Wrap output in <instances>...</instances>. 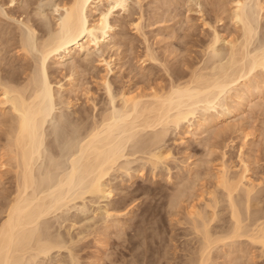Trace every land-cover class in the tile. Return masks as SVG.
Returning a JSON list of instances; mask_svg holds the SVG:
<instances>
[{
	"label": "bare ground",
	"instance_id": "obj_1",
	"mask_svg": "<svg viewBox=\"0 0 264 264\" xmlns=\"http://www.w3.org/2000/svg\"><path fill=\"white\" fill-rule=\"evenodd\" d=\"M228 1L227 17L236 31L224 37L216 28H211L204 67L194 69L182 80L179 76L178 82L173 83L167 92L153 91L149 95L129 91L119 93V107L111 83L103 78L111 109L108 107L99 120L93 116L91 125L79 115L73 136L68 137L71 148L65 155L63 148L60 154H55L59 149L53 152L48 126L54 121V132L60 129L63 135L71 126L68 114L61 112L56 116L55 111L58 103L67 109L73 105L63 93L70 91L65 86L76 88V79L68 76L67 85L60 84L56 89L51 82L49 62L54 65L69 62L75 66L76 57H89L91 53L105 49L114 50L117 26L112 22L113 16L117 13L128 16L131 1L62 0L54 4L55 10L52 8L53 13H57L53 18L55 27L52 30L48 27V37L42 40L32 25L22 24L24 29L19 33V46L26 60L32 56L33 70L29 73L25 68L29 74L23 71L24 79L20 75L0 81V126L8 125L3 153L7 159L2 160V167L9 165L16 176L14 196L7 203L3 211L5 217L0 222V264H35L37 258L47 257L54 249H62V243L55 239L57 236H53L56 241L52 240L45 231L48 227L42 228L41 225L46 224L42 221L72 202L84 200L87 195L102 198L111 195L107 177L116 168L127 170L125 161H121L129 156V148L132 156L146 154L148 162L156 167L168 161L169 154L166 155L164 148L160 149V144L170 127L180 129L187 124L192 132L205 133L218 118L229 117L238 107L248 105L249 98L264 94V36L255 45L264 20V0ZM141 2L136 0L139 6ZM134 25L139 31L140 23ZM110 64L106 62L108 68ZM75 69L72 68L73 72ZM261 75L263 80L259 78ZM227 97L230 103L223 101ZM218 108L224 109L218 118L213 115L198 117L201 112L213 113ZM58 140L61 141L60 135ZM59 142H55L56 148L61 145ZM230 165L223 161L218 168L216 184L221 195H212L211 201L202 208L197 204L188 208L189 225L199 244L196 252L192 251L194 254L188 264H213L214 251L220 249V245L224 249L230 245L228 242L232 244L241 239L258 246L264 256V190L261 191L264 188L258 189L259 185L250 177L246 163L239 171ZM179 197L175 198L178 202L185 198L181 196L179 200ZM223 206L227 207L229 218L225 225L217 226L218 221L220 224L224 220H220L217 211L220 207L225 208ZM208 209H212L211 215ZM105 214L111 218L113 213L106 210Z\"/></svg>",
	"mask_w": 264,
	"mask_h": 264
},
{
	"label": "rangeland",
	"instance_id": "obj_2",
	"mask_svg": "<svg viewBox=\"0 0 264 264\" xmlns=\"http://www.w3.org/2000/svg\"><path fill=\"white\" fill-rule=\"evenodd\" d=\"M61 1L0 0V81L20 75L24 79V73L33 70L32 56L26 60L19 46V33L24 29L22 24L32 25L40 40L47 38L49 28L55 27L53 18L57 13H53L52 8ZM130 1V14L117 13L112 19L117 26L114 50L105 49L103 53L93 52L89 57H76L75 66L69 62L62 65L49 62L51 82L56 89L60 84L67 85L69 77L76 79V88L65 86L70 91L63 93L73 104L72 108L67 109L58 101L55 111L56 116L61 112L70 116V129L63 135L60 129L54 132V121L48 126L51 148L54 153L59 149L55 154H60L62 148L64 154H61L69 152L72 143L68 137L73 136L80 116L91 125L94 118H101L108 107L111 109L103 78L111 83L118 107L120 101L117 97L124 91L148 95L153 91L167 92L173 83L178 82L179 76L182 80L194 69L204 67L211 28H216L224 37L236 31L227 17L228 0H141L140 6L136 0ZM135 23H140L139 31ZM261 26L255 45L263 40L264 20ZM105 61L111 63L110 68ZM73 67L77 72H73ZM259 78L263 80L262 75ZM223 101L231 102L229 97ZM248 101V105L238 107L224 119L218 118L224 111L222 108L213 113H199L198 117L213 115L218 118L205 133L192 132L187 124L180 129L170 127L160 144V149L164 148L166 155L169 154L168 161L159 163L157 168L148 162L146 154L132 156L129 148V156L121 161H125L127 170L116 168L107 177L111 195L103 198L87 195L84 200H76L42 221L46 223L41 225L42 228L48 227V230L44 228L45 231L52 240L58 239L63 248L52 250L47 257L37 258L35 264H145L146 261V264H188L199 246L191 231L188 208L191 204L202 208L211 201L212 195H221L216 181L223 161L237 171L246 163L250 177L259 185L258 189L264 188V94ZM4 125L0 126V222L16 187L14 169L9 165L2 167L7 159L3 153L8 125ZM62 137H65L64 141ZM55 142L62 146L56 148L58 143L55 145ZM177 196H180L179 200L185 196L180 200L182 206L175 200ZM184 199L188 201L185 203ZM223 207L217 209L220 220L224 219L220 224L215 222L217 226L229 218L227 207ZM106 210L113 213L111 218L105 214ZM207 211L209 215L213 212L212 209ZM53 236H57L56 240ZM237 241L228 242L230 245L224 249L220 245V249L214 251L213 264H264L258 246L244 239ZM139 254H142L140 259Z\"/></svg>",
	"mask_w": 264,
	"mask_h": 264
}]
</instances>
